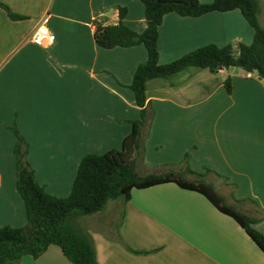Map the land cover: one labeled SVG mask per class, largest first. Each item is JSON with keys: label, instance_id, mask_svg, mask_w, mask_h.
Returning <instances> with one entry per match:
<instances>
[{"label": "crops", "instance_id": "1", "mask_svg": "<svg viewBox=\"0 0 264 264\" xmlns=\"http://www.w3.org/2000/svg\"><path fill=\"white\" fill-rule=\"evenodd\" d=\"M0 3L18 16L0 5V227H22L27 217L16 187L14 129L27 143L38 182L53 195L68 196L82 157L120 149L141 117L129 86L147 51L142 45L100 48L96 25L117 24L120 8L127 9L124 23L134 31L144 32L147 23L137 0ZM44 19L55 35L50 47L31 40ZM253 36L239 10L170 13L159 28V63L209 44L249 45ZM246 73L188 68L149 81L137 170L173 171L213 185L264 234V82ZM59 180L66 181L63 192L53 182ZM69 225L90 236L99 264H264L262 250L233 218L175 183L134 189L129 200H109L100 212L73 215ZM16 264L72 263L51 245L37 259L24 256Z\"/></svg>", "mask_w": 264, "mask_h": 264}, {"label": "trees", "instance_id": "2", "mask_svg": "<svg viewBox=\"0 0 264 264\" xmlns=\"http://www.w3.org/2000/svg\"><path fill=\"white\" fill-rule=\"evenodd\" d=\"M144 5L147 27L138 33L124 23L126 8H120L117 24H97L94 38L102 49L131 48L142 45L147 60L136 68L129 88L141 109V117L134 121L131 133L122 141L120 149H113L82 157L70 194L59 197L49 193L41 185L35 171L26 159L28 146L16 130L18 142L14 148L17 166V191L20 194L27 217L22 227H0V264L19 263L24 256L40 257L51 245L59 246L72 264H99L90 236L66 224L73 215L89 216L102 211L109 200H129L134 189L175 183L179 187L204 195L220 212L233 218L264 253V234L258 231L255 219L228 205L213 185L202 180L190 181L180 174L149 173L137 171V155L141 152V130L147 118V86L153 79H168L188 68L208 69L216 72L222 68H240L254 72L264 82V26L259 22V0H137ZM12 18L17 15L0 3ZM239 10L253 29L251 44L219 47L215 44L199 47L177 60L159 63V28L165 15L176 13L183 17H200L211 12ZM228 93H232L229 79L225 81ZM210 171V170H208Z\"/></svg>", "mask_w": 264, "mask_h": 264}, {"label": "built area", "instance_id": "3", "mask_svg": "<svg viewBox=\"0 0 264 264\" xmlns=\"http://www.w3.org/2000/svg\"><path fill=\"white\" fill-rule=\"evenodd\" d=\"M31 40L36 45L50 47L55 42V35L49 30L44 19L33 31ZM247 77L252 78L254 72H247Z\"/></svg>", "mask_w": 264, "mask_h": 264}, {"label": "rangeland", "instance_id": "4", "mask_svg": "<svg viewBox=\"0 0 264 264\" xmlns=\"http://www.w3.org/2000/svg\"><path fill=\"white\" fill-rule=\"evenodd\" d=\"M262 4H263V6H264V0H262ZM234 48L237 49V46L234 47ZM7 155H8V152L6 153V157H7ZM137 171H138V170H137ZM138 172L142 175L141 172H143V171H142V169H139ZM53 182H54L55 185H56V190H57L58 192H63V188H64V186H65L66 181H65V180H59V181H53ZM82 219H84V218H77L76 220L79 221V222H81V221H83ZM72 220H73V216H70L69 218H67V220H66V224H68V225L71 224Z\"/></svg>", "mask_w": 264, "mask_h": 264}]
</instances>
